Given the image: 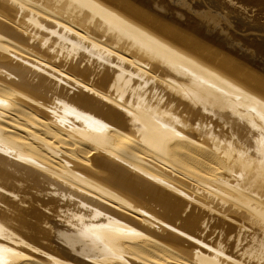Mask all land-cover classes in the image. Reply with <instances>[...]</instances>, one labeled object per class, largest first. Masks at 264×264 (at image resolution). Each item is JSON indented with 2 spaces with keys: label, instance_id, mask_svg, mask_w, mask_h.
<instances>
[{
  "label": "bare ground",
  "instance_id": "1",
  "mask_svg": "<svg viewBox=\"0 0 264 264\" xmlns=\"http://www.w3.org/2000/svg\"><path fill=\"white\" fill-rule=\"evenodd\" d=\"M139 3L0 0V264H264V92Z\"/></svg>",
  "mask_w": 264,
  "mask_h": 264
},
{
  "label": "rangeland",
  "instance_id": "2",
  "mask_svg": "<svg viewBox=\"0 0 264 264\" xmlns=\"http://www.w3.org/2000/svg\"><path fill=\"white\" fill-rule=\"evenodd\" d=\"M137 1L150 13L158 11L163 15L159 18L167 23L179 29L182 28L179 24L185 25L182 30L205 42L219 62L239 63L243 67L239 72L264 92V13L256 4H250L242 13L227 0H219V3L218 0Z\"/></svg>",
  "mask_w": 264,
  "mask_h": 264
}]
</instances>
